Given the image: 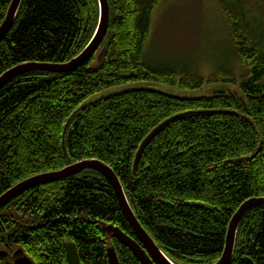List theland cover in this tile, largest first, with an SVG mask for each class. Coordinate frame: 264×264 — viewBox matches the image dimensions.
Segmentation results:
<instances>
[{
    "label": "trees",
    "instance_id": "16d2710c",
    "mask_svg": "<svg viewBox=\"0 0 264 264\" xmlns=\"http://www.w3.org/2000/svg\"><path fill=\"white\" fill-rule=\"evenodd\" d=\"M161 1L108 0L107 36L86 65L66 75H25L0 92V197L36 176L98 160L112 168L139 224L173 264H217L233 217L247 201L264 199V33L245 2L221 3L230 62L214 67L208 81L239 92L180 99L135 90L86 105L137 83L206 87L198 67L146 61ZM12 2L0 0V27ZM99 19L98 0H24L0 43V78L24 64L71 62ZM170 120L135 171L144 141ZM105 226L140 243L102 175L32 188L0 211V264H15L18 252L33 264H69L68 244L81 264H110L111 248L120 264H141ZM231 264H264V208L242 221Z\"/></svg>",
    "mask_w": 264,
    "mask_h": 264
},
{
    "label": "water",
    "instance_id": "95a60500",
    "mask_svg": "<svg viewBox=\"0 0 264 264\" xmlns=\"http://www.w3.org/2000/svg\"><path fill=\"white\" fill-rule=\"evenodd\" d=\"M24 0H13L12 5L7 14L6 20L0 27V43L5 38V36L11 31L20 7ZM100 8V19L96 33L85 50L74 60L66 64H24L20 65L8 72H6L0 78V92L13 80L34 73H47L52 75H66L77 71L79 68L86 65L99 51L101 48L110 24V5L108 0H98ZM105 54V50L99 56V61L101 62ZM175 120V119H173ZM166 122L159 128H157L143 143L141 146L135 161V171H137L139 163L141 161L142 155L150 144V142L161 132V130L166 127L171 121ZM86 172H96L102 175L107 182L110 184L114 191L116 199L118 201L121 212L138 237L137 241L133 240L130 236L126 235L119 228L104 227L103 231L112 235V237L117 240L121 245L128 248L133 255L138 259L141 264H173L167 256L158 248L155 242L148 236V234L143 230L139 224L135 214L133 213L131 206L126 197L123 186L109 166L98 161V160H88L75 165L69 166L62 171L44 174L31 178L13 189L9 190L2 197H0V211L9 205L13 200H15L22 193L43 185L54 184L65 182L80 176ZM264 208V199H252L247 201L242 205L236 215L233 217L227 234L226 247L221 260L217 264H231L238 231L240 225L244 218L252 210ZM66 254L69 264H81L79 253L77 247L74 244H68L66 246ZM1 257L6 258V254H2ZM16 260L15 264H33L32 261L25 257L22 252L15 254ZM108 258L110 264H120L116 252L114 249L108 250Z\"/></svg>",
    "mask_w": 264,
    "mask_h": 264
},
{
    "label": "rangeland",
    "instance_id": "374dc122",
    "mask_svg": "<svg viewBox=\"0 0 264 264\" xmlns=\"http://www.w3.org/2000/svg\"><path fill=\"white\" fill-rule=\"evenodd\" d=\"M225 0H162L154 12L150 39L145 48L146 61L152 66L176 63L197 68L204 77L203 90H182L156 83H137L98 94L90 105L104 98L128 91L148 90L180 99L211 97L216 91L239 92V86L209 84L220 64H229L227 30L221 14ZM252 19L264 33V0H243Z\"/></svg>",
    "mask_w": 264,
    "mask_h": 264
}]
</instances>
